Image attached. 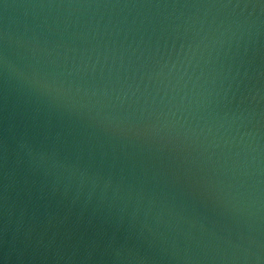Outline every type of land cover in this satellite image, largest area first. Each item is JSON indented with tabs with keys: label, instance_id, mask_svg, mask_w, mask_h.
<instances>
[{
	"label": "water",
	"instance_id": "water-1",
	"mask_svg": "<svg viewBox=\"0 0 264 264\" xmlns=\"http://www.w3.org/2000/svg\"><path fill=\"white\" fill-rule=\"evenodd\" d=\"M0 264H264V0H0Z\"/></svg>",
	"mask_w": 264,
	"mask_h": 264
}]
</instances>
